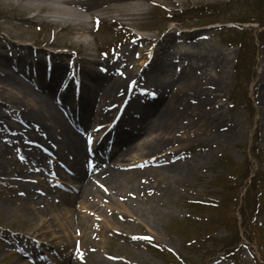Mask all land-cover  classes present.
<instances>
[{"label":"rangeland","instance_id":"obj_1","mask_svg":"<svg viewBox=\"0 0 264 264\" xmlns=\"http://www.w3.org/2000/svg\"><path fill=\"white\" fill-rule=\"evenodd\" d=\"M250 1L157 0L135 13L88 9L90 31L78 33L46 12L0 0V49L7 54L16 56L13 45L23 43L34 62L56 57L55 65L70 69L81 58L84 72L101 73L126 51L115 72L127 74V96L85 129L91 163L120 149L108 136L129 96L153 111L174 96L163 129L139 131L131 151L108 158L122 175L118 188L98 180L84 192L73 152L61 157L38 148L50 142L39 128L58 131L55 119L0 79V264H264V4ZM94 14L123 26L98 23ZM245 18L258 23L243 24L253 52L239 73L242 36L229 21ZM132 34L169 42L145 37L127 50ZM163 60L168 66L160 68ZM78 77L70 84L75 92L91 83ZM156 82L166 84V96ZM44 194L50 203L37 202ZM63 197L75 200L60 205Z\"/></svg>","mask_w":264,"mask_h":264},{"label":"bare ground","instance_id":"obj_2","mask_svg":"<svg viewBox=\"0 0 264 264\" xmlns=\"http://www.w3.org/2000/svg\"><path fill=\"white\" fill-rule=\"evenodd\" d=\"M13 1L21 6L23 10H30L36 14L46 12V16L51 21L61 24L64 27H71L73 31H77L78 33H84L85 31H90L88 22L92 20L89 19V14H87L86 10L88 9L92 11L100 9L101 11L107 12H112L115 9L122 11V13L128 12L127 10L130 9L131 12L135 13L141 10L142 5L145 3L157 0H115V4L112 6L108 5L112 0H88L87 2H81V0ZM97 16L94 14V17L97 18ZM113 20L116 19L114 18ZM185 34L189 35V33ZM132 35L133 37L127 50H135L136 41L144 39L145 37L154 41L157 45L163 40L169 42L164 37L156 35ZM13 48L18 53L15 54L16 56L7 54L6 51L0 49V68L5 71L0 74V79L7 80V84L15 89L17 88L27 97L39 102L43 112L54 118L58 126H60L58 131L53 128H39L38 132L40 130L44 132L43 137L47 138V141L50 140V142L48 141V143H44V145H40L38 148L56 152L61 157H65L67 150L70 151L69 153L73 152V173L76 176L78 174L80 180L83 181L82 187L84 192L92 185V182H97L98 180L108 188L116 190L122 175L109 164L108 158L112 153H114L113 156L117 155V158H122L124 154L131 151L134 147V139L139 131L150 133L160 128L163 129L173 113L174 108H172L170 101L173 102L174 96L172 94L167 96L163 106L164 108L160 111L150 110L147 104H144L139 98L132 95L129 96V100L126 101L124 106L125 111L122 115L123 117L117 121L115 120V123L111 127V131L116 132L119 129L120 132H109L110 134L108 136L109 141L112 140L111 142L118 145L120 149L117 152H110L106 155L101 154L99 159L91 163V158L85 153L88 133L85 129L89 125H92V118L95 114L102 118H109L111 112L108 108L116 106L117 103H121L123 101L121 99L127 96L128 87L125 85L127 74L124 71H119V73L115 72V69L122 67L126 51L107 60V67L100 73L96 71L95 67L91 71L84 72V69L82 70L80 67L81 58L76 60V66L68 69L55 65L54 61L56 57L49 59L48 64L42 61H32L30 54L26 51L27 47L23 43H16L13 45ZM84 54L85 57L91 58L90 53ZM18 62H21L27 68L33 66V69L26 71L20 67L18 68ZM163 66H168L165 60L161 61L160 68ZM82 74L84 77L88 76L92 85L90 86L91 83H83L77 87L75 92L70 84L78 79V76H82ZM157 75L159 76V74ZM50 79L52 81L48 82ZM156 85H159L158 88L162 92L161 95L166 96L168 89L166 84H158L156 82ZM160 100L162 98L157 101L160 102ZM135 105L136 108H132ZM77 106H79L78 110H76ZM77 116L80 118L79 120L87 121V126L83 125L82 122L78 124L76 122ZM125 118L129 122L126 128L121 124ZM2 136V133H0V142ZM173 170L180 174L183 172V170H181L182 172L178 169ZM27 191L29 196H34L30 188ZM50 196L48 194H44L43 196L38 195L36 200L42 203L46 200L47 203H50L52 200ZM74 200L75 198L63 197L60 199V205H71ZM81 225L86 227L87 223L81 222Z\"/></svg>","mask_w":264,"mask_h":264},{"label":"trees","instance_id":"obj_3","mask_svg":"<svg viewBox=\"0 0 264 264\" xmlns=\"http://www.w3.org/2000/svg\"><path fill=\"white\" fill-rule=\"evenodd\" d=\"M257 2L259 3V7L261 9V3L264 4V0H257ZM248 21H250V20L248 19ZM234 29H235V34L242 36V38L240 39V41H238V45H240L241 48L242 47L244 48L243 49L244 50V55L241 56V60L238 61V65H237L238 72L241 73L242 67H244V65H247V62L249 63V65H251V63H252V62L250 63V61L252 60L251 59V56H252V52H253L252 45H251L252 42H251L250 37L249 36L247 37V35H246V33H247V30L246 29H244L242 27H239V28L238 27H234ZM239 31H241L243 33H240ZM248 174H249V172L246 171V174L245 175L247 176ZM232 179H234V178H232ZM231 182L233 183V181H231ZM256 184L257 183L254 182V180H253L252 186L254 188H256ZM234 223H235V220H234ZM153 245L154 246H157L158 248H162L161 245H156V244H153Z\"/></svg>","mask_w":264,"mask_h":264},{"label":"snow or ice","instance_id":"obj_4","mask_svg":"<svg viewBox=\"0 0 264 264\" xmlns=\"http://www.w3.org/2000/svg\"><path fill=\"white\" fill-rule=\"evenodd\" d=\"M145 91H146V90H145ZM99 127H102V126H98V128H99ZM89 138L91 139V137H89Z\"/></svg>","mask_w":264,"mask_h":264}]
</instances>
